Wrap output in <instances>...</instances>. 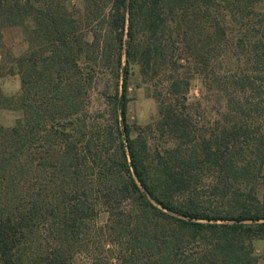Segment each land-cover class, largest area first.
Returning a JSON list of instances; mask_svg holds the SVG:
<instances>
[{
    "label": "trees",
    "instance_id": "1",
    "mask_svg": "<svg viewBox=\"0 0 264 264\" xmlns=\"http://www.w3.org/2000/svg\"><path fill=\"white\" fill-rule=\"evenodd\" d=\"M260 2L0 0V80L21 81L0 86L21 112L0 120V264H264ZM9 27L27 47L6 59ZM135 68L161 146L130 122Z\"/></svg>",
    "mask_w": 264,
    "mask_h": 264
},
{
    "label": "rangeland",
    "instance_id": "2",
    "mask_svg": "<svg viewBox=\"0 0 264 264\" xmlns=\"http://www.w3.org/2000/svg\"><path fill=\"white\" fill-rule=\"evenodd\" d=\"M258 8L260 11H264V0L260 2ZM4 44H5V49L2 52L5 53L6 59H9L10 56L19 55L20 53H22L27 47V43L24 40V36H23V30L18 27L6 28L4 31ZM1 57L2 55H0V58ZM134 70L136 71V73L132 75L129 85V96L131 98V102L129 103L130 122L134 125L141 126L142 131H144V128H146L148 125H151L150 129L149 128L145 129L147 132V137L151 142L157 143L158 145L161 146L165 143H168L169 138H171L172 135L168 132L162 134L155 128L156 121L159 117L158 102L153 96L155 83L150 82L148 84L144 82L142 77L138 75L137 68H135ZM191 72L194 73L195 76L191 79L190 89L186 97H187V102L193 103L194 105L196 104V102L200 100L203 93L201 88L202 85H201L200 77L198 73L195 71V68L192 69ZM104 80L109 81V83L112 82L111 80H109L108 77H105ZM166 84H167L166 79H162L158 83V88H162L165 90ZM0 86L5 94L8 95L17 94L21 89L20 77L18 75L4 76L0 80ZM112 86H114V81L112 82ZM255 89H256L254 90L255 92L254 91L253 92L258 96V99L260 101L261 100L264 101V83L261 84L259 83L258 80V84ZM98 90L92 92L93 94H92L91 107L93 106L94 108H100V107L103 108L105 107V100H103L102 98L103 96ZM204 105H205L204 102H202L200 105L198 104L196 105L198 111H200L201 114H204L203 112ZM20 116H21L20 111L3 109L0 113V120L4 126H11ZM200 116L201 115L197 114V117ZM209 123H211V116H208V124ZM209 183H210L209 181L204 179L198 180V192L200 194L205 193L206 195H208ZM263 247H264V243L259 242L257 244V250L259 252H261Z\"/></svg>",
    "mask_w": 264,
    "mask_h": 264
}]
</instances>
